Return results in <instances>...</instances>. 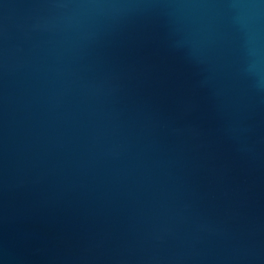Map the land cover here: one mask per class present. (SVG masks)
<instances>
[{"label": "water", "instance_id": "1", "mask_svg": "<svg viewBox=\"0 0 264 264\" xmlns=\"http://www.w3.org/2000/svg\"><path fill=\"white\" fill-rule=\"evenodd\" d=\"M0 264H264V0H0Z\"/></svg>", "mask_w": 264, "mask_h": 264}]
</instances>
